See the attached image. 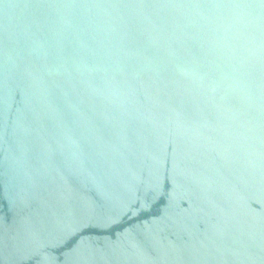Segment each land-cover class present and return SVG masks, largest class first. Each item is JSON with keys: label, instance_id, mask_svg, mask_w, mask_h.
Listing matches in <instances>:
<instances>
[{"label": "water", "instance_id": "1", "mask_svg": "<svg viewBox=\"0 0 264 264\" xmlns=\"http://www.w3.org/2000/svg\"><path fill=\"white\" fill-rule=\"evenodd\" d=\"M0 264H264V0H0Z\"/></svg>", "mask_w": 264, "mask_h": 264}]
</instances>
